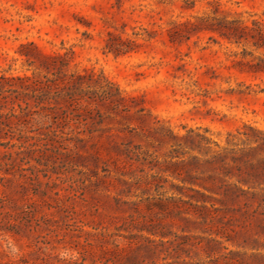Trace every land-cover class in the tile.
I'll list each match as a JSON object with an SVG mask.
<instances>
[{"label": "rangeland", "instance_id": "rangeland-1", "mask_svg": "<svg viewBox=\"0 0 264 264\" xmlns=\"http://www.w3.org/2000/svg\"><path fill=\"white\" fill-rule=\"evenodd\" d=\"M207 1L0 0V75L64 83L0 97L20 116H0V264H264V206L202 207L190 188L209 192L180 180L264 140V52L203 28ZM218 1L264 23V0ZM109 33L129 50L108 51ZM33 46L65 66L39 68L20 54Z\"/></svg>", "mask_w": 264, "mask_h": 264}, {"label": "trees", "instance_id": "trees-1", "mask_svg": "<svg viewBox=\"0 0 264 264\" xmlns=\"http://www.w3.org/2000/svg\"><path fill=\"white\" fill-rule=\"evenodd\" d=\"M192 1H188L186 7H191ZM207 5L211 7V14H206L200 16L198 19L207 22L203 28L211 29L217 31L220 35L224 36L228 40H233L234 42L247 41L250 42L252 46L256 49H260L264 52V23L259 20L251 21L250 25L244 23L237 18H228L227 11L220 9V2L218 0H209ZM220 12L221 16H216V13ZM196 24L185 21L179 23H173L172 29L173 34H179L182 29H187V27H195ZM132 41L128 38H121L120 36H115L109 33V42L106 43V48L108 51L114 53V55H119L127 52L126 45ZM22 55L29 57L30 54L36 56L39 60L37 66L42 69L49 70L54 68L56 70H61L65 66V60L63 56L59 53L45 54L33 46L31 52L26 53V51H20ZM259 60H263L264 57L258 56ZM33 62V61H31ZM58 63V65H57ZM256 70H264L259 64H254ZM71 76L68 79V84H77L78 77ZM62 79H56L43 76V79H33L32 77L23 76H10L7 77L4 74L0 75V97H3L4 92H19L18 94H23L24 92L19 91L16 87L30 89L33 92L39 88H50L53 84L58 86V84H64ZM14 81H18L16 84ZM66 85H62L64 87ZM61 87V88H62ZM5 88V89H4ZM62 97H76L70 93L65 92ZM19 108H23L19 105ZM46 114L45 116H47ZM3 118L13 121V123L18 124L20 121V116L16 114L12 109L10 112L5 113ZM14 119V120H12ZM3 124V121H0ZM24 136L20 135L17 140H21ZM26 137V136H25ZM185 137V136H184ZM13 137H10V139ZM186 139V138H185ZM206 143L209 142L208 138H203ZM248 140V139H247ZM256 144L254 146L248 147H238V148H228L221 147L218 150H214V153L205 158L203 161L210 168L206 173L196 176L185 178L182 177L180 180L182 182H189L190 184H197L204 190L208 191L207 194L199 189L190 188L193 190V194L188 195V198L200 202L202 207H205V202L208 198L218 201L219 203L225 205L227 209L234 210V208L229 205L238 203L239 208H245V210L250 209L253 203H256V208L264 206V157H258L255 161L249 159V155L255 153L256 151L264 150V140L259 141L258 139H253ZM189 141V148L195 144L193 139ZM215 146H219L218 143L213 141ZM8 142L0 143V145L6 146ZM12 143L11 145H14ZM23 141L18 143V147L22 146ZM200 144V141L197 143ZM196 144V145H197ZM199 146V145H197ZM192 159L198 161L194 156ZM228 160L234 163L237 172H232L223 167V163H228ZM226 177H235L234 182H227ZM179 190L182 186H178ZM182 192V191H181ZM242 204L240 205L239 203ZM196 205V204H193Z\"/></svg>", "mask_w": 264, "mask_h": 264}]
</instances>
